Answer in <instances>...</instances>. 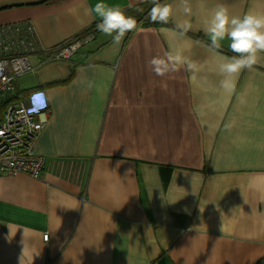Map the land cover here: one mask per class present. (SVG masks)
<instances>
[{
    "label": "crops",
    "instance_id": "1",
    "mask_svg": "<svg viewBox=\"0 0 264 264\" xmlns=\"http://www.w3.org/2000/svg\"><path fill=\"white\" fill-rule=\"evenodd\" d=\"M97 2L0 0V24L35 27L25 90L50 109L40 176L0 173V264H264V53L225 92L217 64L236 54L227 37L210 50L204 31L218 4L242 17L264 15V0H188V15L158 0L169 22L137 25L119 45L97 30ZM88 35L69 60L49 59ZM169 51L193 70L157 76L149 61Z\"/></svg>",
    "mask_w": 264,
    "mask_h": 264
},
{
    "label": "built area",
    "instance_id": "2",
    "mask_svg": "<svg viewBox=\"0 0 264 264\" xmlns=\"http://www.w3.org/2000/svg\"><path fill=\"white\" fill-rule=\"evenodd\" d=\"M91 38L88 35L57 45L49 59L69 60ZM38 47L35 27L30 21L0 24V173L36 178L44 168L45 157L36 153L35 142L49 120L50 109L46 104L33 112L34 106L28 105L24 97L10 100L17 80L34 70L31 56ZM48 238L46 233L44 239Z\"/></svg>",
    "mask_w": 264,
    "mask_h": 264
},
{
    "label": "clouds",
    "instance_id": "3",
    "mask_svg": "<svg viewBox=\"0 0 264 264\" xmlns=\"http://www.w3.org/2000/svg\"><path fill=\"white\" fill-rule=\"evenodd\" d=\"M180 3L184 14H190L188 0H180ZM153 5L150 12L151 20L154 23L167 24L173 15V8L166 3H159L158 0H153ZM91 12L100 18L96 25L97 30L112 36L115 45H119L125 34L137 26L135 19L126 15L122 8L107 5L104 0H98ZM191 27L187 22L177 24L181 33H186ZM204 31L210 37V50L218 51L221 48V41L227 37L230 41L229 48L236 54L231 58L221 57L217 64L222 77L220 87L225 92H231L235 77L244 70H254L255 66L261 63V54L264 53V15L249 12L242 17L230 16L228 8L218 4L213 15L205 22ZM149 64L157 76H165L183 66L189 71L194 67L179 51L175 53L169 51L164 57H153ZM44 99V93H35L33 100L36 106L31 111H39L41 107L46 106Z\"/></svg>",
    "mask_w": 264,
    "mask_h": 264
},
{
    "label": "trees",
    "instance_id": "4",
    "mask_svg": "<svg viewBox=\"0 0 264 264\" xmlns=\"http://www.w3.org/2000/svg\"><path fill=\"white\" fill-rule=\"evenodd\" d=\"M150 10V11H149ZM151 9L147 8L145 5L138 7L137 9H133L126 13V15L133 17L136 21V25L139 26H150L153 25L154 22L151 20L150 17ZM169 22V21H168ZM37 89H27V90H18L16 88V91L14 94L11 95L10 100H18L22 97H30L33 93H36Z\"/></svg>",
    "mask_w": 264,
    "mask_h": 264
},
{
    "label": "rangeland",
    "instance_id": "5",
    "mask_svg": "<svg viewBox=\"0 0 264 264\" xmlns=\"http://www.w3.org/2000/svg\"><path fill=\"white\" fill-rule=\"evenodd\" d=\"M31 75L32 74H25L16 82V87L18 90L22 91L32 86L30 83L32 82ZM25 100L28 101L29 98H25Z\"/></svg>",
    "mask_w": 264,
    "mask_h": 264
}]
</instances>
